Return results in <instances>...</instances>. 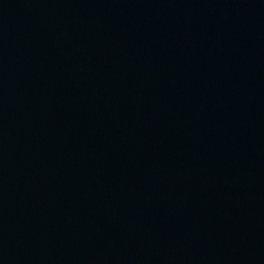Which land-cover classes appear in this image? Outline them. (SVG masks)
Segmentation results:
<instances>
[{
    "label": "water",
    "instance_id": "1",
    "mask_svg": "<svg viewBox=\"0 0 264 264\" xmlns=\"http://www.w3.org/2000/svg\"><path fill=\"white\" fill-rule=\"evenodd\" d=\"M0 264H264V0H0Z\"/></svg>",
    "mask_w": 264,
    "mask_h": 264
}]
</instances>
